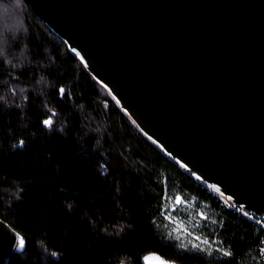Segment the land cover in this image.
Wrapping results in <instances>:
<instances>
[{
    "label": "trees",
    "instance_id": "trees-1",
    "mask_svg": "<svg viewBox=\"0 0 264 264\" xmlns=\"http://www.w3.org/2000/svg\"><path fill=\"white\" fill-rule=\"evenodd\" d=\"M0 219L26 243L7 264H264V231L154 147L25 0H0Z\"/></svg>",
    "mask_w": 264,
    "mask_h": 264
},
{
    "label": "water",
    "instance_id": "water-1",
    "mask_svg": "<svg viewBox=\"0 0 264 264\" xmlns=\"http://www.w3.org/2000/svg\"><path fill=\"white\" fill-rule=\"evenodd\" d=\"M25 2L154 147L264 231V0ZM25 245L0 219V264Z\"/></svg>",
    "mask_w": 264,
    "mask_h": 264
},
{
    "label": "rangeland",
    "instance_id": "rangeland-1",
    "mask_svg": "<svg viewBox=\"0 0 264 264\" xmlns=\"http://www.w3.org/2000/svg\"><path fill=\"white\" fill-rule=\"evenodd\" d=\"M217 196V195H216ZM227 206H229V204L220 196H218ZM180 201V199L178 198L176 200V202L178 203ZM230 207V206H229ZM177 225L180 226V230H181V237L186 241H188V244L191 245V247L193 248H213V244L208 242V241H202L199 243V241H196V237H194L190 231H186V226L182 225L180 222L175 221ZM186 244V242H185ZM186 247V246H184Z\"/></svg>",
    "mask_w": 264,
    "mask_h": 264
},
{
    "label": "built area",
    "instance_id": "built-area-1",
    "mask_svg": "<svg viewBox=\"0 0 264 264\" xmlns=\"http://www.w3.org/2000/svg\"><path fill=\"white\" fill-rule=\"evenodd\" d=\"M256 250L259 254L261 261L264 263V234L260 236Z\"/></svg>",
    "mask_w": 264,
    "mask_h": 264
},
{
    "label": "snow or ice",
    "instance_id": "snow-or-ice-1",
    "mask_svg": "<svg viewBox=\"0 0 264 264\" xmlns=\"http://www.w3.org/2000/svg\"><path fill=\"white\" fill-rule=\"evenodd\" d=\"M60 92H61V94H63V93H64V89H60ZM50 123H51L50 120H45V121H44V124H45V125H49ZM21 244H23V241H21Z\"/></svg>",
    "mask_w": 264,
    "mask_h": 264
}]
</instances>
